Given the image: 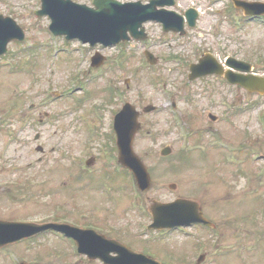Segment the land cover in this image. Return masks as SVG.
Listing matches in <instances>:
<instances>
[{"label": "rangeland", "instance_id": "obj_1", "mask_svg": "<svg viewBox=\"0 0 264 264\" xmlns=\"http://www.w3.org/2000/svg\"><path fill=\"white\" fill-rule=\"evenodd\" d=\"M75 1L91 5L92 0ZM178 2L180 8L193 5L200 10L197 26L186 36L163 34L161 25L150 22L147 41L92 48L78 39L52 37L50 19L34 13L41 0H0V13L14 17L27 38L12 42L0 58L1 219L40 221L59 212L71 224L93 228L165 264H264V124L259 121V113L264 118V97L215 77L188 79L189 64L206 52L223 61L235 56L264 74V22L234 24L227 1ZM55 47L60 54L53 53ZM146 49L159 59L156 65L146 59ZM96 50L107 57L100 70L91 66ZM121 54L124 65L113 64ZM15 64L22 70L16 71ZM53 91L65 95L53 98ZM172 100L177 117L170 109ZM126 102L140 110L157 106L142 113V130L134 143L152 178L150 188L141 193L131 189L130 175L111 181L106 166L109 143L111 155H118L108 135L116 111ZM44 110L51 116L41 124ZM209 110L218 121L208 120ZM179 118L185 120L186 131L193 130L191 137L183 134L185 126H177ZM90 126L96 128L95 136H89ZM198 134L205 145L194 143ZM218 138L226 150H206ZM37 144L45 148L43 161ZM188 144L192 153L186 152ZM167 145L173 150L162 156ZM239 148L245 160L237 167L230 158L239 159ZM252 149L254 162L246 160ZM90 156L96 162L84 175L80 165ZM172 183L175 189L169 187ZM179 197L199 201L218 231L196 225L186 232L148 230L150 206ZM72 246L48 234L1 248L0 264L22 258L34 264H103ZM200 254L204 258L198 262Z\"/></svg>", "mask_w": 264, "mask_h": 264}, {"label": "water", "instance_id": "obj_2", "mask_svg": "<svg viewBox=\"0 0 264 264\" xmlns=\"http://www.w3.org/2000/svg\"><path fill=\"white\" fill-rule=\"evenodd\" d=\"M156 2L152 1V4L144 5L140 1L121 4L117 0H94L95 8H90L71 0H43V10L38 13L50 15L53 20L51 28L56 33L68 34V38L79 37L91 44L102 42L105 45H110L121 39H128V31H131L137 38L145 37L144 29L139 31V27L149 19L162 21L166 29L178 30L181 24L179 16L174 12L168 14L164 11H157L155 9ZM239 5L246 10L247 14L256 11L251 4L239 2ZM263 11L261 10V12ZM196 16L194 10L188 12L191 25L195 24ZM15 38H24L22 28L12 19L0 16V54L7 50V43ZM149 57L153 63L156 62L151 54ZM232 60L231 64L234 67L245 71L251 70L250 64ZM102 62V57L95 58L96 65H100ZM209 73H222V68L208 55L201 59L199 64L192 65L190 78L194 79ZM226 75L230 81L239 83L250 91L264 93V77L233 72H228ZM153 108V106H149L146 110L150 111ZM139 116L140 112L136 107L127 103L116 117V130L120 159L126 166L134 170L141 188L145 190L150 187V174L133 149L135 135L140 129ZM170 152L171 149L167 148L163 154L167 155ZM152 211L154 223L151 227L154 228H172L192 222H203L210 225V222L204 218L198 202L190 199L181 198L171 203L156 202L152 206ZM49 228L60 229L74 236L78 240L82 253L88 254L91 259L100 258L105 261V264H161L160 261L136 252L116 239H109L94 230L77 229L65 224L40 225L0 220V246ZM111 253L117 255H111Z\"/></svg>", "mask_w": 264, "mask_h": 264}, {"label": "flooded vegetation", "instance_id": "obj_3", "mask_svg": "<svg viewBox=\"0 0 264 264\" xmlns=\"http://www.w3.org/2000/svg\"><path fill=\"white\" fill-rule=\"evenodd\" d=\"M228 1L231 3L232 6H234L231 0H228ZM250 1H253V0H250ZM260 1H264V0H260ZM236 10H237V12L242 13V10H240V9H236ZM254 18H256V17H254ZM254 18H251V19H254Z\"/></svg>", "mask_w": 264, "mask_h": 264}]
</instances>
